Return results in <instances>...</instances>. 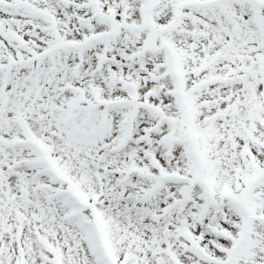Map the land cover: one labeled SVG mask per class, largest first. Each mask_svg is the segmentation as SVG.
Segmentation results:
<instances>
[{"label": "snow or ice", "instance_id": "snow-or-ice-1", "mask_svg": "<svg viewBox=\"0 0 264 264\" xmlns=\"http://www.w3.org/2000/svg\"><path fill=\"white\" fill-rule=\"evenodd\" d=\"M0 264H264V0H0Z\"/></svg>", "mask_w": 264, "mask_h": 264}]
</instances>
